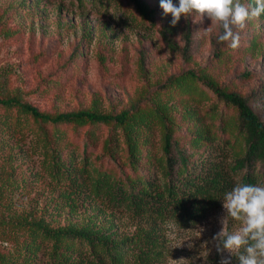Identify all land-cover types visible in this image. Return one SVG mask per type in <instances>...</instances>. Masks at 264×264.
I'll list each match as a JSON object with an SVG mask.
<instances>
[{
  "label": "rangeland",
  "instance_id": "1",
  "mask_svg": "<svg viewBox=\"0 0 264 264\" xmlns=\"http://www.w3.org/2000/svg\"><path fill=\"white\" fill-rule=\"evenodd\" d=\"M144 1L154 10L152 17L144 15L134 0H0V98L17 97L51 113L82 108L120 112L133 104L156 112L158 106L168 104L193 161L209 150L216 154L225 137L233 151L244 150L236 128L220 129L222 116L235 112L231 106L200 80L184 86L171 81L194 68L250 95L264 117V14L248 21L243 30L233 27L240 32L241 45L232 49L217 41L219 25L205 35L211 24L207 15L193 12L172 26L160 0ZM173 3L178 5L179 0ZM187 31L190 48L185 55L170 45L168 36L184 48ZM160 125L148 133L152 154L162 152ZM63 129L58 128L61 135L53 138L50 122L0 104V264H52L48 239L32 260L23 256L29 254L25 240L40 223L53 228L88 226L110 232L118 241L127 239L121 243L122 264H220L212 237L221 229L223 193L202 216L135 213L96 191L88 172L79 173L80 167L102 164V144L86 161L84 130ZM109 129L103 127L101 140ZM195 135L206 137L195 144ZM47 141H58L71 175H55L48 168ZM123 157H119L121 166ZM144 165L143 158L142 169ZM111 166L104 163L102 169ZM123 168V174L132 171L128 165ZM239 226L229 219V230ZM146 237L155 245L148 244Z\"/></svg>",
  "mask_w": 264,
  "mask_h": 264
},
{
  "label": "trees",
  "instance_id": "2",
  "mask_svg": "<svg viewBox=\"0 0 264 264\" xmlns=\"http://www.w3.org/2000/svg\"><path fill=\"white\" fill-rule=\"evenodd\" d=\"M134 1L144 15L153 16L154 10L148 8L144 0ZM186 38L185 47L180 48L178 43L168 36L170 45L181 49L185 55L190 48L189 31ZM194 79L200 80L219 99L234 109L235 112L229 116H222L220 129L232 132L236 128L237 136H242L245 143L244 150L233 151V146L228 145V138L225 137L215 149L216 154L209 150L205 156L193 161L192 150L181 143L174 126V114L168 104L158 106L156 112L133 104L120 112L82 108L56 113L42 110L37 105L17 97L0 98V104L18 108L35 119L50 122L53 124V138L55 135L59 138L61 134L58 128L63 132V126L70 127L75 132L84 130L83 150L86 161L101 143L102 164L89 169L80 167L79 173L82 175L88 172L96 191L105 194L116 204L132 209L138 214L197 217L217 205L220 194L224 195L231 190L237 179L248 184H260L263 180L264 117L252 105L250 95L220 84L194 68L176 76L171 83L184 86ZM167 83L168 81L163 83V87H166ZM155 125L162 126L160 154L150 152L151 140L148 133ZM106 126L110 127L109 132L101 140V131ZM45 133L48 139L50 135ZM203 137L206 136H193L192 143L199 144ZM123 142L125 146L122 145ZM57 143L58 141L49 142L45 148L46 157L49 159L48 168L55 175L68 173L66 176H69L71 167L61 158ZM231 155L232 160L226 162ZM119 157H123L124 165H128L132 169L131 172L123 174L124 165H119ZM143 158L144 169L141 168ZM104 163L112 165L109 170L102 169ZM37 228L38 230L31 231L30 238L24 242L26 250L29 251V254L23 255L25 260H32L37 249L48 239V242H51L52 264H70L73 261L88 264L123 263L125 251L121 243L127 239L118 241L110 232L74 225L53 228L41 223L37 224ZM146 240L148 244L155 245L154 239L146 237ZM75 244L80 250L77 251ZM144 253L150 254L148 251ZM232 264H238V260Z\"/></svg>",
  "mask_w": 264,
  "mask_h": 264
},
{
  "label": "clouds",
  "instance_id": "3",
  "mask_svg": "<svg viewBox=\"0 0 264 264\" xmlns=\"http://www.w3.org/2000/svg\"><path fill=\"white\" fill-rule=\"evenodd\" d=\"M160 7L165 17L171 16L172 26L193 12L201 17L207 15L211 24L204 29L205 35L219 25L222 31L217 41L232 49L241 45L240 32L233 27L243 30L248 21L264 14V0L249 4L241 0H179L178 5L173 0H160ZM222 200L221 229L212 237L216 251L221 254L220 264H232L233 256L238 264H264V184L242 183L237 179ZM229 219L239 222L240 226L229 230Z\"/></svg>",
  "mask_w": 264,
  "mask_h": 264
}]
</instances>
